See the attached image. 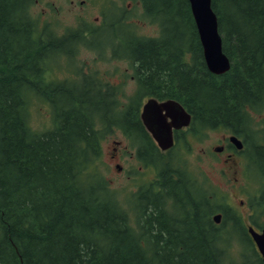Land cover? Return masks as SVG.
<instances>
[{"label":"trees","instance_id":"obj_1","mask_svg":"<svg viewBox=\"0 0 264 264\" xmlns=\"http://www.w3.org/2000/svg\"><path fill=\"white\" fill-rule=\"evenodd\" d=\"M34 2L0 0V264H235L228 260L233 246L242 264L253 260L249 224L238 211L218 210V195L215 204L197 175L157 150L146 157L157 173L134 198L131 224L95 162L115 128L134 136L133 115L125 126L116 95L95 80L55 78L61 52L94 34H58L39 25L30 12ZM142 2L144 18L160 29L157 37H137L129 22L113 19L101 42L122 44L126 58L157 62L159 70L171 60L174 77L165 67L158 72L171 98L198 125L203 113L207 129L239 133L247 167L264 163V119L252 118L264 114V0H211L230 64L222 75L205 67L187 0ZM185 89L190 96L180 94ZM32 99L51 112L46 131L29 126ZM134 133L151 148L140 129ZM258 175L263 189L248 205L251 225L263 227L264 172ZM214 212L222 215L218 225Z\"/></svg>","mask_w":264,"mask_h":264},{"label":"rangeland","instance_id":"obj_2","mask_svg":"<svg viewBox=\"0 0 264 264\" xmlns=\"http://www.w3.org/2000/svg\"><path fill=\"white\" fill-rule=\"evenodd\" d=\"M70 1H72V3H69V0H35L30 10L31 16L39 25L48 22V25L58 34L68 29L79 28L82 21H92L96 13L94 11L91 13L89 12L88 6H90V4L87 5V7L81 8V6L78 5V1L80 0ZM117 1L119 2L120 0ZM126 2H124L122 6H125ZM78 18L79 20H77ZM172 18L177 21L178 26L182 29V21L179 17V13L175 12ZM127 21L135 28L137 37L145 36L148 38L157 36V26L146 20L143 15L138 14L136 17L127 19ZM102 34L103 33H99L92 36L90 38L91 43L95 46L102 44L101 39L103 38V40H105L108 31ZM73 59L75 62L72 66H70L65 59H60L54 64L53 74L56 79L60 80L63 78H70L71 76L75 77V72L83 68L86 71L90 69L103 79V81H111L113 83L118 81L124 69V63L118 60H110V55L107 51L103 52L101 58L96 52H92L90 48L85 46H78ZM68 65L70 70H67ZM68 75L70 76L68 77ZM118 88H120L119 86H117V90H122ZM130 90L131 85H127L126 91ZM124 101V98L117 97V102L120 107L123 105ZM28 107V123L30 128L34 131H46L49 129L48 125L52 123V121L48 106L32 99L28 102ZM252 118L254 122L261 121L264 119V114H253ZM223 131L224 130L221 128L217 132L207 131L206 142L202 145L195 147L193 143L194 148L191 149L188 154H183L180 152L179 148H176L172 151L169 158H172L171 164L173 163L182 168L186 166L188 171L197 175L198 180L203 183L204 186L206 184L205 188L211 193V195H209L214 198V203L216 195L219 196L218 200L216 199L218 205H221L217 208L218 210L226 207L234 209L242 216L243 221L250 225L252 208L248 205V201L251 200L253 204L257 199L255 197H257L263 189L259 175L250 176L251 170L247 172V169H239L238 173L235 175L220 177L215 173L216 170H218L216 168H226L230 163L226 165L222 164V162L214 164L212 161L208 160L211 163L208 164L197 158L199 154L204 157L201 153V148L202 150H207V148L215 144L217 138L222 135ZM113 141L121 142V145L117 146L115 151H113L115 148L112 143ZM130 142V139L124 141L123 134L118 128H115L113 133L106 135L102 139L101 154L98 157L99 159L95 162V168L100 170L101 175L105 178L107 188L115 194L121 207L128 211L130 222L133 224L131 219L134 216L133 200L141 191L142 186L151 183L153 179H155L157 168L155 170L153 166L144 167L138 162L133 155L134 145L130 146ZM112 153L121 156L118 161L123 168L121 172H115L112 166V161L109 159V155ZM232 169H234L233 165ZM262 169H264V163L259 164L256 169L260 172V175L264 172ZM230 254L233 258L228 256L229 262L233 263L235 261V264H242L241 257L238 255L237 246H233ZM235 257L239 259L236 260ZM250 257L248 264L252 261Z\"/></svg>","mask_w":264,"mask_h":264},{"label":"flooded vegetation","instance_id":"obj_3","mask_svg":"<svg viewBox=\"0 0 264 264\" xmlns=\"http://www.w3.org/2000/svg\"><path fill=\"white\" fill-rule=\"evenodd\" d=\"M128 1V2H126ZM125 3V6H122ZM69 3H72V1L69 0ZM89 12L91 13L94 11L96 14L93 16L92 21L84 22L82 21L81 26L79 28H72L63 31L62 33L66 31H72L77 30L78 32H81L83 35L88 34H94L100 33L102 31H111V28L107 25H110V20L116 19L124 22H128L127 19L136 17L138 14L143 15L144 13V6L142 0H120L119 2L117 0H80L78 1V5L82 7H87L89 5ZM33 7V6H32ZM31 7V8H32ZM146 11V10H145ZM80 18V17H79ZM79 18L77 20H79ZM43 25H48V22H45ZM156 25V24H154ZM49 26V25H48ZM157 26V25H156ZM50 27V26H49ZM51 28V27H50ZM52 29V28H51ZM54 31V29H52ZM157 36L160 33V29L157 26ZM61 33V34H62ZM157 36H151L157 37ZM64 46V45H63ZM62 46V47H63ZM69 47L67 48L69 51L61 52L66 57H61V60H66L70 66L74 65V59L73 56L75 55L78 46H85L87 48H90L92 52H96L98 56L102 58L103 52L107 51L110 55V60H118L119 62L124 63V69L123 73L118 79L117 82H111V81H103L97 74L92 72L90 69L88 71L82 69H78L75 72V77L70 78H64L65 80L73 81V79H80L83 80L85 78H88L89 80L97 81V83L101 86V91L104 92L106 89L108 90V94H115L116 97H122L125 99L123 105L120 107L123 110V116L125 118L124 125L126 126V116L128 114L133 115L134 119V126L131 124H128L129 126L133 127V135L135 136L137 133L136 130H141L145 136L148 137L151 148L147 149L143 143L139 144V140L135 138L134 136H128L126 135L125 129L121 130L120 132L123 134V140L127 141L128 139H133L136 141L135 144L136 149L135 153L141 156L139 161L149 159L146 158L150 154V150L154 151L157 150L160 154L163 155L164 158H168L171 154L173 148H179L180 152L183 154H188L191 149H193V143L195 144V147L202 145L204 142H206V137L208 132H217L220 130V128H210L207 129V121L206 118L202 115H199V119L202 121L200 125H198L195 121H193V113L187 110L183 105H181L179 102H177L179 105L182 106V108L185 110V112L190 116V121L187 126L182 127L178 130H173V140H174V146L172 149H169L164 152H160L155 141L152 139L151 135L146 131V128L144 126V123L142 121V112L145 104L149 100H154L157 103H163L168 100H173L171 98V92H166V83H162V80H165L166 78L163 77L164 75L160 76L158 75V72L161 71L163 73V69L165 67L166 70L173 71L170 75L174 77L175 70L174 67L171 66L172 61L169 60L170 65H161V69L159 70L157 68V62L154 64V62L144 60V59H130L126 58L125 53H120L119 51L122 50V44L117 43H102L100 45H93L91 42L88 43H74L69 44ZM66 53V54H64ZM173 54V52H172ZM187 57L183 60L185 64H189V54L186 55ZM186 60V61H185ZM69 65L67 66V70H70ZM199 77H201L203 74L201 70L198 69ZM196 74V71L194 72ZM190 74V69H189ZM70 75H68L69 77ZM80 76V77H78ZM168 80V79H167ZM127 85H131V90L126 91ZM117 86H119L122 90H117ZM118 88V89H120ZM180 93V92H179ZM168 94V95H167ZM173 94V92H172ZM182 96H190L191 92L189 90H183L180 93ZM175 101V100H174ZM169 120V119H168ZM129 123V122H128ZM224 130L222 132V135H220L219 138H217L215 144H213L211 147L207 148V150L201 148V153L204 157H202L200 154L197 156V158L203 162H207L208 164H211L210 161L215 163H221L226 165L230 163L226 168L220 167L216 168L215 173H217L220 177H226L228 175H235L238 173L239 169H246L248 168V158L246 156V149H245V141L243 138L239 136V133H235L234 129L230 128H223ZM236 137L239 141L242 143V147L238 149V147L235 146L230 141V137ZM126 138V139H125ZM113 143H117L119 145V142L113 141ZM116 146V145H115ZM140 147V148H139ZM250 154L253 153V151L249 152ZM248 153V154H249ZM121 156L110 154L109 159L113 161L112 166L118 168L119 159ZM118 159V161H115ZM210 160V161H208ZM202 163V162H201ZM232 165L234 166V169H232ZM121 166V165H120ZM212 166V165H211ZM213 167V166H212ZM215 168V167H214ZM237 168V170H236ZM250 170L254 169V166L249 167ZM118 171V170H117ZM119 172V171H118ZM257 230V229H256ZM259 231V230H257ZM251 250L253 253V257L257 255V262L258 264H264V262L261 259V256L257 250L256 244L251 241ZM254 264V262H253Z\"/></svg>","mask_w":264,"mask_h":264},{"label":"water","instance_id":"obj_4","mask_svg":"<svg viewBox=\"0 0 264 264\" xmlns=\"http://www.w3.org/2000/svg\"><path fill=\"white\" fill-rule=\"evenodd\" d=\"M197 31L202 57L207 70L215 75H221L229 70V60L222 51L221 37L218 31L217 16L212 10L211 0H187ZM169 119V120H168ZM142 121L151 133L161 150H167L173 145L172 129H180L188 125L190 116L175 101L168 100L157 103L149 100L142 112ZM230 140L241 148V143L234 137ZM220 215L213 216L216 223ZM247 233L256 244L264 261V228L260 233L249 226Z\"/></svg>","mask_w":264,"mask_h":264}]
</instances>
